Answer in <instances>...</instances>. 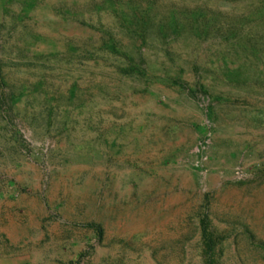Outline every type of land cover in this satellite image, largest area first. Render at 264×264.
I'll return each instance as SVG.
<instances>
[{
  "label": "rangeland",
  "instance_id": "rangeland-1",
  "mask_svg": "<svg viewBox=\"0 0 264 264\" xmlns=\"http://www.w3.org/2000/svg\"><path fill=\"white\" fill-rule=\"evenodd\" d=\"M0 68V264H264L258 0H0Z\"/></svg>",
  "mask_w": 264,
  "mask_h": 264
},
{
  "label": "trees",
  "instance_id": "trees-1",
  "mask_svg": "<svg viewBox=\"0 0 264 264\" xmlns=\"http://www.w3.org/2000/svg\"><path fill=\"white\" fill-rule=\"evenodd\" d=\"M264 7V0H258ZM132 28L130 31L135 35L136 40L141 41L144 39V34L146 30V22L139 18L133 19L131 23ZM13 96L11 90L6 85L3 80V75L0 68V108L7 113V115L12 114L13 107ZM201 229V238L203 244L204 254L206 255V263L211 264L214 261V252L216 246L220 241V237L215 235L211 230L210 222L207 217V213L204 212L199 220ZM69 264H80L78 260L72 261Z\"/></svg>",
  "mask_w": 264,
  "mask_h": 264
}]
</instances>
